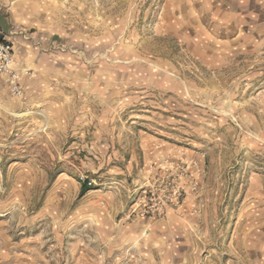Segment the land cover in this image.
Returning <instances> with one entry per match:
<instances>
[{"label": "rangeland", "instance_id": "374dc122", "mask_svg": "<svg viewBox=\"0 0 264 264\" xmlns=\"http://www.w3.org/2000/svg\"><path fill=\"white\" fill-rule=\"evenodd\" d=\"M0 7V264H264V0Z\"/></svg>", "mask_w": 264, "mask_h": 264}, {"label": "built area", "instance_id": "2783aa9c", "mask_svg": "<svg viewBox=\"0 0 264 264\" xmlns=\"http://www.w3.org/2000/svg\"><path fill=\"white\" fill-rule=\"evenodd\" d=\"M19 33L0 25V78L8 82L14 96L22 97L24 88L21 80L30 70L24 66L19 54L18 35H22Z\"/></svg>", "mask_w": 264, "mask_h": 264}, {"label": "trees", "instance_id": "16d2710c", "mask_svg": "<svg viewBox=\"0 0 264 264\" xmlns=\"http://www.w3.org/2000/svg\"><path fill=\"white\" fill-rule=\"evenodd\" d=\"M91 187L89 186V183L85 181L81 186V194H85L87 191H89Z\"/></svg>", "mask_w": 264, "mask_h": 264}, {"label": "crops", "instance_id": "0c3cea01", "mask_svg": "<svg viewBox=\"0 0 264 264\" xmlns=\"http://www.w3.org/2000/svg\"><path fill=\"white\" fill-rule=\"evenodd\" d=\"M2 26V25H1ZM4 28V27H3ZM5 29V28H4Z\"/></svg>", "mask_w": 264, "mask_h": 264}]
</instances>
